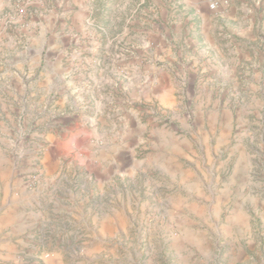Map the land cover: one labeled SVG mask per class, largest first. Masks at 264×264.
Listing matches in <instances>:
<instances>
[{
	"label": "rangeland",
	"instance_id": "1",
	"mask_svg": "<svg viewBox=\"0 0 264 264\" xmlns=\"http://www.w3.org/2000/svg\"><path fill=\"white\" fill-rule=\"evenodd\" d=\"M231 2L0 0V264H264V0Z\"/></svg>",
	"mask_w": 264,
	"mask_h": 264
},
{
	"label": "crops",
	"instance_id": "2",
	"mask_svg": "<svg viewBox=\"0 0 264 264\" xmlns=\"http://www.w3.org/2000/svg\"><path fill=\"white\" fill-rule=\"evenodd\" d=\"M231 4H232V2L230 0V7H231ZM103 72L106 73L104 70L100 71V73H103ZM100 78H101V80H103V78H105V74H101ZM150 78H152V80H153V82L151 83V87H152L153 92H161L162 90H166L169 86L173 85V81H174L172 76H169L168 79H163L158 74H155L154 76L151 75ZM106 83H111V81H108ZM73 233H74L73 231L69 232L70 235ZM72 242L73 241L71 239H68V241H67L68 244H71ZM61 248L63 250H66V248L64 246H62ZM59 252H60L59 256L61 258V260H59V262H57L55 260H51L48 262H44V264H60V261L62 264L63 263L62 250H59Z\"/></svg>",
	"mask_w": 264,
	"mask_h": 264
},
{
	"label": "built area",
	"instance_id": "3",
	"mask_svg": "<svg viewBox=\"0 0 264 264\" xmlns=\"http://www.w3.org/2000/svg\"><path fill=\"white\" fill-rule=\"evenodd\" d=\"M208 9L214 13H224L230 7V0H207Z\"/></svg>",
	"mask_w": 264,
	"mask_h": 264
}]
</instances>
